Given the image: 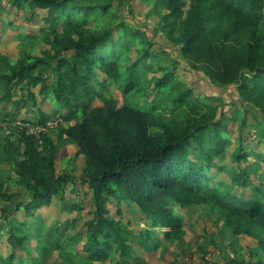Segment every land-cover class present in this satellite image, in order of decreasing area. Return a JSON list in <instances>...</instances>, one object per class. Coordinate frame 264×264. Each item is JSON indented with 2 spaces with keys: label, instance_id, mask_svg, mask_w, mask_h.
I'll return each mask as SVG.
<instances>
[{
  "label": "trees",
  "instance_id": "1",
  "mask_svg": "<svg viewBox=\"0 0 264 264\" xmlns=\"http://www.w3.org/2000/svg\"><path fill=\"white\" fill-rule=\"evenodd\" d=\"M149 1L159 16L158 30L179 46L181 58L191 68L223 87H232L240 100L264 114V0ZM12 6L29 20L37 9L45 12L46 23L40 29L48 31L50 47L31 61L22 58L10 62L0 54V103L9 100L17 85L39 84V93L50 90L56 106L51 112L40 111L37 120L30 121L16 116L21 106L18 101L13 112L1 116L0 165L12 169L21 190H9L0 168V200L26 196L13 208L4 205L0 209L9 225L6 234L10 248L5 254L0 252V264L30 262L17 258L15 249L23 248L27 233H15L20 228L10 220L13 211L21 207L26 217L39 219L34 212L49 205L54 195L60 196L64 184L79 182L68 173H55L57 154L70 143L84 156L80 180L92 192L94 209L81 249L71 240L60 245L57 237L49 242L52 248H66L87 261H106L120 254L123 261L119 264L130 258L133 264H144L127 243L131 235L127 227L108 217L106 201L115 197L135 203L149 220L151 229L140 237L133 234L131 240L147 244L150 250H157L164 242H183V219L175 205L191 208L206 204L222 212L223 230L256 240L257 249L249 253L253 259L240 260L239 264H264L262 197L236 195L224 180L211 183L210 170L216 166L213 157L229 142L225 135L227 117L219 105L202 101L191 87L184 88L173 70L164 72L155 84L163 87L170 83L171 101L175 107H184V115L164 119L155 111L157 105H140L148 82L143 67L151 68L145 60L167 52L154 48L153 41L145 36L147 46L142 55L131 60L128 45L115 41L111 29H91L92 17L97 16V10H106L107 4L12 0ZM120 26L123 36L144 35L134 22L123 21ZM28 35L34 37V33ZM172 61L176 64L178 60ZM95 70L104 77L97 78ZM111 83L125 96L121 105L105 94ZM28 96L35 99L34 93ZM96 100L99 105L94 104ZM51 119H58L55 132H42L38 137L16 124L45 125ZM240 149L239 144L236 160L251 154L257 162L264 161L263 153H242ZM242 175L241 184L249 185L248 177ZM47 230L52 232L49 227ZM228 263L237 264L233 259Z\"/></svg>",
  "mask_w": 264,
  "mask_h": 264
},
{
  "label": "rangeland",
  "instance_id": "2",
  "mask_svg": "<svg viewBox=\"0 0 264 264\" xmlns=\"http://www.w3.org/2000/svg\"><path fill=\"white\" fill-rule=\"evenodd\" d=\"M83 1L95 5L107 4L106 10H97V16L92 17L91 29L94 31L111 29L112 38L115 41H119L120 45L122 43L128 45L127 53L131 60L142 55L147 46L145 36L153 41L154 48H161L167 52L165 55L158 54L155 59L145 60L151 68L143 67L146 69L144 75L147 76L148 82L141 94L140 105L146 103L157 105L155 111L164 119L169 117L177 119L184 115V107H175L171 101L173 93L170 91V83L163 87L155 84V79L160 78L164 72L172 70L174 77L182 83L184 88L191 87L202 101L219 105L227 117L225 135L229 142L224 145L220 155L213 157L212 163L216 166H212L210 170L211 183L224 180L232 185V191L236 195L243 193L247 198L262 197L261 199H264V161L257 162L255 156L251 154L245 159L236 160L235 158L239 144L242 145L240 149L242 153L254 150L264 155V114L250 103L240 100L232 87H223L211 81L201 71L191 68L188 62L181 58L179 46L169 42L164 33L158 30L159 16L152 10L153 6L149 0ZM40 15H44V12L41 11ZM35 21L34 27L22 10H16L12 6V0H0V54L8 61L15 62L22 58L31 61L34 57L41 55L45 49H49L50 46L46 42V38L49 37L48 31L40 29L44 28L46 21L42 20V16L36 17ZM123 21L139 25V30L143 31L144 35L123 36V29L120 26ZM29 33H34V37H29ZM173 59L178 60L176 64L172 61ZM0 68L3 69V66ZM95 75L100 79L104 77V74L97 70ZM38 87L39 85L32 90L37 91ZM20 93V88L16 86L9 100L18 98ZM44 93L47 95L43 97L44 103L40 106L50 111L56 106L55 99L50 90L46 89ZM107 93L116 99L119 105L123 103L125 96L114 83L106 88L105 94ZM38 97L42 98L39 94ZM94 104L99 105L100 101L96 100ZM172 114H174L173 117H171ZM29 116L34 117L31 114ZM72 123L71 121L66 124ZM49 129L50 133L56 130L55 127ZM84 167L85 161L82 154L63 147L55 160V173H68L79 182L64 184L60 196L54 195L49 205L42 206L34 212L39 219L26 217L21 207L13 211L10 220L20 228L15 233L17 235L27 233L23 248L15 249L18 260H28L30 261L28 264H119L123 261L120 254L106 261H87L66 248L54 249L50 246L54 237L59 239L60 245L71 240V244L77 249H81L85 242L86 223L92 218L94 204L90 188L84 180H80ZM8 169L12 170L10 167ZM216 172L219 173L215 177ZM242 174L250 180L249 185L241 184L244 178ZM3 175L7 178L9 190H21L16 184V177L11 176V171L7 173V177ZM25 196L26 194L8 202L0 200V209L4 205L13 208L15 202ZM64 205L69 209H65ZM73 206L75 208L71 209L70 207ZM106 207L109 211L108 217L120 221L130 231V240L127 243L133 253L144 260V264H229L228 259H233L234 263L239 264L240 260L253 259L249 253L257 249V243L252 237L233 235L223 230L222 212L206 204L191 208L175 205L176 213L183 219V242H164L157 250H150L147 244L139 245L137 241L131 240L132 236L140 237L145 230L151 229L149 220L135 203L109 197ZM7 223L0 211V224H2L0 225V252L3 254L10 250L7 243L6 232L9 229ZM37 227L39 230L36 229ZM48 227L52 232H48ZM158 236H161L160 232ZM77 237H80L79 241ZM124 264H133L132 258Z\"/></svg>",
  "mask_w": 264,
  "mask_h": 264
},
{
  "label": "crops",
  "instance_id": "3",
  "mask_svg": "<svg viewBox=\"0 0 264 264\" xmlns=\"http://www.w3.org/2000/svg\"><path fill=\"white\" fill-rule=\"evenodd\" d=\"M44 12L43 10H39L37 9L35 11V15L34 17L31 19V25L35 27V25L33 23H35V19L36 17L38 16H42V20L44 19L45 17V12H44V15H40V12ZM25 16V15H24ZM27 18V17H26ZM30 21V20H29ZM44 21V20H43ZM28 24V23H27ZM26 35V33L24 34ZM50 80V79H49ZM39 85V84H38ZM37 86V85H36ZM36 86H30V87H26L25 85H17L18 88H20L21 90V93H20V96L17 98V97H14L15 99H11L10 100H5L3 102L0 103V128L2 126V119H1V116L2 114L6 113V112H13L14 111V106L16 105V102H20L21 106L19 109H17L18 112H16V116L21 118V119H28V120H33V121H36L38 116H39V113L40 111H44V112H51L53 109H51L50 111L46 110V109H43L40 105L44 103V96L47 95V93H43V94H40L39 93V88H40V85L38 87V90L37 91H33L32 88L33 87H36ZM16 87V86H15ZM14 87V88H15ZM13 88V89H14ZM13 91V90H12ZM29 93H33L35 94V99H33V97H30L28 96ZM50 93V92H49ZM38 94L42 96V98H39L38 97ZM8 102H10V104H8ZM29 114L33 115L34 117L32 116H29ZM65 147H68V148H71L73 150H76V152L78 151V146L76 144H73V143H70V144H67ZM80 154V153H78ZM260 163V162H259ZM262 163V162H261ZM0 168L3 169L1 170L3 174H7L9 171H11V176H15L12 172V170L8 169V165L6 166L5 164H1L0 165ZM9 175V174H8ZM7 176V175H6ZM16 181V179H15ZM264 201V199H262ZM247 236V235H246ZM254 239V238H253ZM256 241V240H255ZM257 243V242H256ZM255 246V245H254Z\"/></svg>",
  "mask_w": 264,
  "mask_h": 264
},
{
  "label": "built area",
  "instance_id": "4",
  "mask_svg": "<svg viewBox=\"0 0 264 264\" xmlns=\"http://www.w3.org/2000/svg\"><path fill=\"white\" fill-rule=\"evenodd\" d=\"M57 122L58 119H51L48 120L45 125L37 124L31 126L29 122L26 123L17 122L16 124L20 129H25L28 133H31L38 137L40 133L50 130L49 128L56 127Z\"/></svg>",
  "mask_w": 264,
  "mask_h": 264
}]
</instances>
